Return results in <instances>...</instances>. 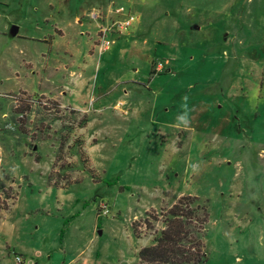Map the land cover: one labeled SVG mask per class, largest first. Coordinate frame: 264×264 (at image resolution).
I'll list each match as a JSON object with an SVG mask.
<instances>
[{
  "label": "rangeland",
  "instance_id": "1",
  "mask_svg": "<svg viewBox=\"0 0 264 264\" xmlns=\"http://www.w3.org/2000/svg\"><path fill=\"white\" fill-rule=\"evenodd\" d=\"M0 158V264H140L186 195L206 264H264V0H0Z\"/></svg>",
  "mask_w": 264,
  "mask_h": 264
},
{
  "label": "trees",
  "instance_id": "2",
  "mask_svg": "<svg viewBox=\"0 0 264 264\" xmlns=\"http://www.w3.org/2000/svg\"><path fill=\"white\" fill-rule=\"evenodd\" d=\"M146 220L148 231H154L155 222L163 229L152 233V244L141 247L137 256L140 264H206L208 255L204 243L209 222L208 206L196 196L180 197L169 209L162 210ZM160 218L162 220H160ZM134 237L140 239L137 221L132 224Z\"/></svg>",
  "mask_w": 264,
  "mask_h": 264
},
{
  "label": "built area",
  "instance_id": "3",
  "mask_svg": "<svg viewBox=\"0 0 264 264\" xmlns=\"http://www.w3.org/2000/svg\"><path fill=\"white\" fill-rule=\"evenodd\" d=\"M115 13L118 14L119 16H124L123 19L115 22V25L118 27V29L120 31H126L127 29H129L131 26H133L135 23L138 22L139 20V16L133 14L130 11H127L123 6H119L117 7L115 10ZM99 17H101V14L98 12H95L93 14H91V18L94 20H98ZM112 30L110 28V26H100L99 27V49L101 52L109 49L110 45L112 44V41L109 40L108 35H109V31ZM1 161V158H0ZM99 210H100V214L99 215H105L107 216L110 213V210L108 208V205L105 202H101L99 204ZM16 263L17 264H21L22 263V259L20 256H16Z\"/></svg>",
  "mask_w": 264,
  "mask_h": 264
},
{
  "label": "crops",
  "instance_id": "4",
  "mask_svg": "<svg viewBox=\"0 0 264 264\" xmlns=\"http://www.w3.org/2000/svg\"><path fill=\"white\" fill-rule=\"evenodd\" d=\"M59 31H61V30H59ZM96 80H97V78H96ZM89 239H90L89 242H91L95 239V236L93 235ZM18 254H20L22 259H23L22 264H27V258L25 257L26 255L23 253H18ZM40 255H41L40 252L34 253V257H38ZM94 262H95V259L93 256V252L91 254H86V252L84 250V251H80L76 256H73L68 264H94Z\"/></svg>",
  "mask_w": 264,
  "mask_h": 264
},
{
  "label": "water",
  "instance_id": "5",
  "mask_svg": "<svg viewBox=\"0 0 264 264\" xmlns=\"http://www.w3.org/2000/svg\"><path fill=\"white\" fill-rule=\"evenodd\" d=\"M193 29H198L199 27L198 26H193L192 27ZM18 26H13L12 28H11V30H10V36L11 37H15L17 34H18Z\"/></svg>",
  "mask_w": 264,
  "mask_h": 264
}]
</instances>
